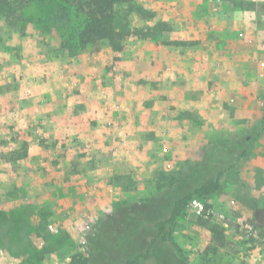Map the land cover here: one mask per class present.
I'll return each mask as SVG.
<instances>
[{
	"label": "rangeland",
	"instance_id": "rangeland-1",
	"mask_svg": "<svg viewBox=\"0 0 264 264\" xmlns=\"http://www.w3.org/2000/svg\"><path fill=\"white\" fill-rule=\"evenodd\" d=\"M61 8V0H0V264L86 261L89 241L100 233L101 220L120 205L157 194L173 175L190 174L209 156L221 161L212 166L215 173L228 163L235 167L224 187L201 201L204 213L189 205L177 220V243L191 264H264V133L256 137L264 113V0H133L118 7L119 28L127 33L122 51L101 43L75 56L62 47L58 36L60 28L69 25L60 19ZM185 21H193L189 29L194 31L204 28L205 36L193 33L185 41L177 39L181 33L177 27ZM170 40L190 45L197 54L200 44L211 50L205 55L202 77L197 80L195 75L194 82L202 95L204 90L208 93L202 96L207 106L203 113L171 115L165 66L160 78L136 80L153 91L140 95L125 89L135 78L121 62L135 57L142 41L166 47ZM88 60L101 63L102 75L78 88V80L73 85L66 76L74 62ZM59 69H66L62 87L69 85L80 100L76 130L90 138L95 132L104 135L99 153L113 147L114 153L125 155L112 159L117 175L105 173L103 159H92L90 144L80 141L66 124L56 135L61 155L70 170L83 177L62 186L56 177L43 182L37 175L26 178L22 173L30 154L28 138L44 142L53 135L44 133L40 117L23 122V116L13 111L12 93H17L19 109L23 100L44 103L45 98L35 96ZM33 71L38 73L33 76ZM91 89L98 95L90 101L101 108L98 115L88 117L85 94ZM244 149L249 154L242 158ZM92 170L99 174L85 176ZM222 216L229 222H219ZM210 220L225 227L224 246L212 234ZM108 231L103 226V232Z\"/></svg>",
	"mask_w": 264,
	"mask_h": 264
},
{
	"label": "trees",
	"instance_id": "trees-1",
	"mask_svg": "<svg viewBox=\"0 0 264 264\" xmlns=\"http://www.w3.org/2000/svg\"><path fill=\"white\" fill-rule=\"evenodd\" d=\"M132 1L61 0L60 19H66L69 24L58 31L62 47L71 56L101 43L122 51L127 33L119 28L118 7ZM142 35L150 37L149 32H142ZM256 133V137L264 133V113ZM248 154L244 149L241 157ZM220 162L209 156L190 174L173 175L167 187L160 188L157 194L137 203L118 206L100 221V233L90 239L88 258L80 264H191L174 237V227L192 200L203 201L214 196L229 180V171L235 165L228 163L227 167L213 172L212 166ZM210 221V230L218 245L224 246L225 227ZM103 226L110 231L103 232Z\"/></svg>",
	"mask_w": 264,
	"mask_h": 264
},
{
	"label": "crops",
	"instance_id": "crops-1",
	"mask_svg": "<svg viewBox=\"0 0 264 264\" xmlns=\"http://www.w3.org/2000/svg\"><path fill=\"white\" fill-rule=\"evenodd\" d=\"M184 10L188 15H190L189 10ZM173 11L177 12L179 10L177 7H173ZM190 22H192L193 26V21H185V24H182L179 28L177 27V32H181L177 39H182L183 41H185L193 33H200L199 38L205 36L206 33L203 32V30H205L204 28H200L198 31H194L193 27L192 29H189V25H191ZM174 40H170L167 43L166 47L158 44L160 42L154 41L155 43L148 45V41H142L139 50L135 54V57L132 56L131 58L125 59L121 62L123 68L128 69V71L132 73V78H135V82L133 84H128V88L126 87L125 89L135 90L139 92L140 95L144 94L145 92H151L152 88H150V85H144V87H142L141 85H139V83H137L136 80L140 81L142 77L146 79L160 78L161 76H163V73H161L160 70L164 71L163 69L165 66V72L169 75L170 79V82L167 86V94L168 96L170 95V102L172 105V110L170 112L171 115L176 116L179 112H187L188 115V112L191 111H195L198 114L203 113L205 112L204 110L207 108V106L205 104V98L202 99V96L208 93L206 90H204V93L202 95L199 87L194 86V82L196 81V79L199 80L202 77L203 71L205 70L204 65L207 63L205 61V55L208 51L211 50L202 49V44H200L201 48L198 50V55L197 53L192 52V48L190 47V45L181 42L177 43ZM204 42L203 45H206ZM203 51L205 52V54ZM70 67L71 70L69 71L66 78H71V84L73 85H75L77 83L76 81L78 80L80 86L78 88L82 87V83H84L85 87L90 86L92 76L102 75L101 63L99 61L91 60L87 63L85 62L84 64H77L76 62H74V64L70 65ZM53 70H55V68ZM75 72L78 73V75L70 76V74H74ZM32 73L34 76L38 72L33 71ZM64 73L66 74V69L64 71L61 69L56 70L53 78H50V76H48L49 80L47 81L46 85H43L44 82L40 84L43 86L39 87L40 92L35 97L41 96L42 98H45L46 101L44 103H40L39 105L36 104V101L33 102V100V103H30L31 100H27L29 102L23 100L21 103L22 108L19 109V103L16 102L17 99H19H16L17 93H12V98L14 99L12 103L13 111L17 110L15 113H19L23 116V122H29V120L34 117H40L44 122V133L45 131H49L53 135L48 138V141L44 142H37L36 140L32 142V138H28V143L30 146L28 147V153L30 154L28 156V163L26 164L27 166L23 167L22 173L26 174V178H30V175H37L43 182H52V177H56L57 180H60L62 182V186L70 180H77L83 177V173H77L76 171L70 170L66 156L61 155L62 149L59 147V142L57 141V132L64 127L63 124H66L68 130L78 133L75 135H78L80 137V141L85 140L88 142V144H90L91 148L93 149V151H91L92 159H103L102 168L104 169V171H106L105 173L117 175V173L119 172L117 171L115 163L112 159L115 158L114 155H118L117 157L123 158L125 157V155L123 153L117 154V151L114 153L113 147H107V149L110 150H106V154L99 153V150H101V147H103V140L105 139V136L100 132H95L94 138H90V135L88 134H86L85 136L83 135L84 132L82 129L76 130L75 127L78 126L75 124V122H77L76 118L80 117V115L76 114L75 108L77 106L76 103H78L80 100L71 93V88L69 85H67V87L65 88L60 84V82H62V79H66L65 75H63ZM82 77L84 80H82ZM82 90L85 89L83 88ZM96 92L97 89H91V91H87L88 94H85L88 95L86 96L87 101H85V116L89 117L98 115L96 112L97 109L99 110L101 108L100 103H95V101L92 100L90 101V99L93 98L95 100ZM42 98L39 99L41 100ZM15 113H13V115ZM176 121L178 122L177 119ZM182 122L188 121L183 119ZM122 128L129 129V126H124ZM94 131H99V129H95ZM87 139L91 141L89 142ZM69 141H71L70 138ZM46 143H50L51 147H47ZM108 151L112 152L113 154ZM126 158H128L127 155ZM54 159H58V161ZM39 167V172L35 174V170L38 171ZM92 171H87L85 176H96L99 174V172ZM120 189L121 188H119V190ZM63 190L68 191L65 188ZM255 255L256 252L254 256Z\"/></svg>",
	"mask_w": 264,
	"mask_h": 264
},
{
	"label": "built area",
	"instance_id": "built-area-1",
	"mask_svg": "<svg viewBox=\"0 0 264 264\" xmlns=\"http://www.w3.org/2000/svg\"><path fill=\"white\" fill-rule=\"evenodd\" d=\"M190 205L197 211L198 214H202L205 211L204 205L197 199L192 200ZM50 228H52V225H50Z\"/></svg>",
	"mask_w": 264,
	"mask_h": 264
},
{
	"label": "water",
	"instance_id": "water-1",
	"mask_svg": "<svg viewBox=\"0 0 264 264\" xmlns=\"http://www.w3.org/2000/svg\"><path fill=\"white\" fill-rule=\"evenodd\" d=\"M218 221H219V222H222V223H223V222H227V223L229 222L228 220L225 219L224 216H222ZM232 225H234V223H232Z\"/></svg>",
	"mask_w": 264,
	"mask_h": 264
}]
</instances>
